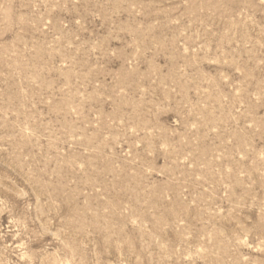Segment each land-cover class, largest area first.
Wrapping results in <instances>:
<instances>
[{"label": "rangeland", "instance_id": "1", "mask_svg": "<svg viewBox=\"0 0 264 264\" xmlns=\"http://www.w3.org/2000/svg\"><path fill=\"white\" fill-rule=\"evenodd\" d=\"M0 264H264V0H0Z\"/></svg>", "mask_w": 264, "mask_h": 264}]
</instances>
